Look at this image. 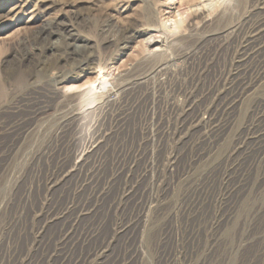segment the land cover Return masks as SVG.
I'll use <instances>...</instances> for the list:
<instances>
[{
	"label": "rangeland",
	"instance_id": "1",
	"mask_svg": "<svg viewBox=\"0 0 264 264\" xmlns=\"http://www.w3.org/2000/svg\"><path fill=\"white\" fill-rule=\"evenodd\" d=\"M172 1L0 0V264H264L262 228L244 234L258 208L264 227V166H252L263 144L233 150L250 125L264 136V13L250 0H176L181 27ZM253 18L254 39L228 35ZM98 65L112 77L94 91ZM242 83L243 102L222 113ZM241 175L252 190L229 218L225 188Z\"/></svg>",
	"mask_w": 264,
	"mask_h": 264
},
{
	"label": "bare ground",
	"instance_id": "2",
	"mask_svg": "<svg viewBox=\"0 0 264 264\" xmlns=\"http://www.w3.org/2000/svg\"><path fill=\"white\" fill-rule=\"evenodd\" d=\"M219 1H221V0H208L207 2L208 3H206V4H208V5H206V4H204V6H203V8H206L207 6H209V8H211V6H216L217 5V3H219ZM224 1V0H223ZM233 1V2H232ZM243 0H230V2L234 5V7L235 6H239V4H241V2H242ZM245 1V0H244ZM243 1V2H244ZM250 1H252L253 3H254V7H256L257 9H259V12H261V13H264V0H250ZM219 5V4H218ZM229 5V4H228ZM181 6H182V2H180V1H176V0H173L172 2H170L169 4H168V6H167V10L166 11H171V9H176L175 11H176V17L178 18L179 17V21L178 20H176V19H173L172 20V22L174 23V28H173V30H176V28L179 26V25H177V21L180 23V26H181V24H183L184 22H183V18H182V16H184L186 13H185V10H182V8H181ZM222 6V5H221ZM216 8H217V6H216ZM228 8V7H227ZM236 8V7H235ZM226 9V8H225ZM187 10V9H186ZM219 10L218 9H215V15L217 14V15H219V17H218V19H217V21H220L221 19H225V18H229L228 16H230V13H227L229 10L227 9V11H225V10H222V11H220V12H218ZM201 12H202V10H201ZM201 12H200V14H201ZM205 13V12H204ZM198 12L196 13L195 12V15H196V17L198 18V16L200 15ZM201 16V15H200ZM260 17V16H259ZM262 17V16H261ZM173 18V17H172ZM175 18V17H174ZM188 18H190V17H188ZM194 18V17H193ZM197 18H196V20H197ZM191 19H192V16H191ZM258 19V18H257ZM168 20V19H167ZM170 20V19H169ZM169 20L167 21V22H169ZM230 20V19H229ZM186 21V20H185ZM203 21V20H202ZM226 21V20H225ZM187 22V21H186ZM192 22V21H191ZM220 23V22H219ZM162 24V23H161ZM224 24V23H223ZM233 24V23H232ZM165 26V25H164ZM184 26V25H183ZM189 26V25H188ZM263 26V20H258V21H256V19H249V20H246V21H243V22H241V23H239V24H236L235 26H231L232 28L230 29L229 27H228V25L226 24V25H224V27H228L229 29H230V31H229V34L228 35H232L233 33H234V31L235 30H237V31H243V33H247V35H248V38L245 40V43H247L249 40H252V39H254L253 37L254 36H256L257 35V33H258V31H259V29L261 28ZM182 27V26H181ZM264 27V26H263ZM163 28V27H162ZM166 28V27H165ZM235 28H237V29H235ZM179 29V28H178ZM234 29V30H233ZM59 30V29H58ZM159 30H161L162 31V29H159ZM227 30V29H226ZM232 30V31H231ZM228 31H226V33H227ZM51 33V32H50ZM50 33H47V35L48 36H50L51 34ZM67 33V31L65 32V30L64 29H60V34L61 35H65ZM164 33V32H163ZM160 34V31H152L149 35V37L147 38V42H150V41H152V42H158L159 40L158 39H160V36L162 35H159ZM238 34V33H237ZM226 35V34H225ZM239 35V34H238ZM263 35V34H262ZM66 36V38H69V36H70V34H66L65 35ZM242 36V35H241ZM226 37V36H225ZM242 38V37H241ZM64 40V39H63ZM258 40V39H257ZM256 40V41H257ZM217 41V40H216ZM244 42V41H243ZM255 42V41H254ZM147 46H148V48H147V50L149 51V49L151 48V45L150 44H146ZM68 46H69V44H68ZM78 47V46H77ZM82 48V47H81ZM165 48V47H164ZM76 49V48H75ZM75 49H73L74 51H75ZM219 50V49H218ZM80 51V50H79ZM154 51H158V49H156V50H150V52H154ZM77 52V51H76ZM149 52V53H150ZM80 55V54H79ZM82 56V55H81ZM88 56V55H87ZM86 56V57H87ZM194 56V55H193ZM85 59V58H84ZM194 59V58H193ZM86 60H87V58H86ZM94 60V59H93ZM81 61V60H80ZM89 61H91V59L89 58V60H87V62H89ZM39 62V61H38ZM86 62V61H85ZM93 62V61H92ZM91 64V63H90ZM167 64V63H166ZM168 65V64H167ZM171 68V67H170ZM219 68V67H218ZM96 71H95V73L97 74V76H96V78H95V80H91L92 82H90L89 83V88H94V91L96 90V89H98V86H101L102 87V85L103 84H106V83H108V82H110V80H111V77H112V74H110V72L108 73V72H106V70H104V68L103 67H101L100 65H98V66H96ZM158 69V72H159V68H157ZM260 68H258V72H257V76L259 77L260 76V74H263L262 76L264 77V73H259L260 72ZM165 71V70H164ZM149 74H150V76H149ZM58 76V75H57ZM56 76V77H57ZM148 76L150 77V79L151 78H153V76H154V74H151V71L147 74V76L145 77V78H148ZM160 76V75H159ZM200 77V76H199ZM261 77V76H260ZM184 80V79H183ZM263 81V80H262ZM216 82V81H215ZM240 84V83H239ZM239 84H237L236 86H231V88H230V90H229V92L230 93H232L235 89L237 90V89H239L238 90V92H237V95L238 96H236V98H239L238 100L236 99L235 100V102H234V99H232L230 102H227V103H225L224 104V106H223V109H222V113H229V112H227V111H232L233 112V109H234V103H236V105H237V103L239 102V101H241L242 100V102H243V98L245 97L244 96V92L248 89V88H246L247 86H248V84H241V86L239 85ZM96 85V86H95ZM218 82L216 83V84H214V87L212 88V90H210V98H212L211 99V101L212 102H215V104H214V106H213V108H215V112H216V109H218L219 107H221V105H222V103L224 102H222L221 101V99H219V96H217L218 94H219V90H218ZM230 86V85H229ZM131 87V86H130ZM204 88V87H203ZM108 91V90H107ZM179 91V90H178ZM93 92V91H92ZM243 92V93H242ZM91 93V92H90ZM108 93V92H107ZM248 93H250V92H248ZM110 94H111V92H110ZM192 94V93H191ZM202 101V100H201ZM241 103V102H240ZM167 105V104H166ZM209 106V105H208ZM190 107V106H189ZM182 108V107H181ZM211 108V107H210ZM185 109V108H184ZM193 109V108H192ZM229 109V110H228ZM185 111V110H184ZM187 114V113H186ZM229 115V114H228ZM204 116V115H203ZM205 116H206V114H205ZM204 116V117H205ZM193 119V118H192ZM195 119V118H194ZM198 120H199V118H198ZM178 121H183V119L182 120H178L177 119V122ZM197 122V121H196ZM181 123V122H180ZM203 123H214V122H212V121H210L209 119L208 120H206V121H204ZM248 124H250V123H248ZM253 124V123H252ZM71 126V125H70ZM66 127V126H65ZM198 127V126H197ZM258 127V126H257ZM19 128V127H18ZM255 128H256V126L255 125H250V127L248 126L247 128H245L243 131H241V133L240 134H237L236 136H235V138H234V148H233V150H235V151H238V150H241V149H243L244 148V144L247 142V141H249V139H252V140H254V143H259V144H263V146L262 147H259V150H258V152L253 156V164H252V166L253 167H255V166H257V165H259L260 163H263V166H264V141H261V140H263L264 139V136H262V135H260V134H257V132H255ZM264 128V127H263ZM59 131V130H58ZM260 131V130H259ZM258 131V132H259ZM185 132V131H184ZM183 132V133H184ZM264 132V131H263ZM182 133V134H183ZM193 133V132H192ZM210 133V134H209ZM153 134V133H152ZM191 134V133H190ZM208 134H209V136L208 137H210L212 134H211V131L210 132H208ZM208 134H206V136L208 135ZM180 135V134H179ZM61 136H62V134H61ZM192 137V136H191ZM249 137V138H248ZM73 139V138H72ZM69 141V140H68ZM70 142V141H69ZM65 143H67V142H65ZM10 144V143H9ZM158 144V143H157ZM54 145V144H53ZM65 145V144H64ZM250 145V144H249ZM90 146V145H89ZM248 146V145H247ZM254 146V145H253ZM66 147V146H65ZM92 147V146H91ZM18 148V147H17ZM251 148V147H250ZM253 149V148H252ZM249 150V149H248ZM246 151V149H244L243 150V154H244V152ZM233 152V151H232ZM2 153V152H1ZM236 153V152H235ZM246 153V152H245ZM65 154V153H64ZM240 154H242L241 152H240ZM242 154V155H243ZM67 155V154H66ZM230 155V154H229ZM96 156V155H95ZM216 156V155H215ZM231 156V155H230ZM67 157V156H66ZM79 157V156H78ZM57 159V158H56ZM59 159V158H58ZM64 160V159H63ZM77 160V159H76ZM252 160V159H251ZM65 161V160H64ZM46 162V161H45ZM61 162V161H60ZM75 162V161H74ZM61 164V163H60ZM56 165V164H55ZM58 166V165H57ZM64 167V166H63ZM71 167V166H70ZM74 167V166H73ZM72 168V167H71ZM70 168V169H71ZM202 168V167H201ZM61 170V169H60ZM68 172V170L66 171V173ZM246 170H244L243 171V173L245 174V177H246V181H247V176L249 175V174H247L246 175ZM48 173V172H47ZM64 175H65V173H63ZM63 174H62V176H63ZM67 175V174H66ZM52 176H54V175H52ZM52 176H50L51 178L49 179V180H47V182H49V183H51L52 185H55V183H56V181L58 180L57 179V177L55 176L54 177V179L52 178ZM61 176V175H60ZM243 177H244V175H241V176H239V178L237 179V181L233 184V185H230V186H228V187H226L225 188V194H224V203L225 204H227V206H229L228 207V213H227V217H229V216H231L232 215V213L233 212H235V211H237L239 208H240V206H241V202L243 201V199H245V196L247 195V193L250 191L251 192V190H252V187H249V186H247V184H243L244 183V179H243ZM59 179H60V177H59ZM46 182V183H47ZM254 184V183H253ZM251 186H252V184H251ZM247 189V190H246ZM244 190H246L245 192H243ZM78 191V190H77ZM243 192V193H242ZM259 192V191H258ZM240 193H242L240 196H238L237 197V195H239ZM11 194V193H10ZM157 194V193H156ZM125 195V194H124ZM8 196V195H7ZM262 196V195H261ZM8 198V197H7ZM156 198L154 197V199H152L151 198V200H155ZM197 200V199H196ZM153 202V201H152ZM151 202V203H152ZM204 201H203V199L202 198H200V201H199V203L197 204V205H190L189 207H188V214L189 215H194L195 213H196V211L198 210V207L203 203ZM25 203V202H24ZM151 203L149 204V206H147V207H145L143 210H142V212H144L143 214L141 213V212H139L138 214L139 215H142L141 216V220H140V222H142V220H143V226H144V224H145V220H146V218L148 217V213H152V210H151ZM46 207V206H45ZM238 208V209H237ZM6 209V208H5ZM58 209V208H57ZM81 211V210H80ZM35 212V211H34ZM42 212V211H41ZM214 213V212H213ZM238 213V212H237ZM77 214H79V213H77ZM155 214H157V215H159L160 213L159 212H155ZM162 214V213H161ZM217 214V213H216ZM58 215V214H57ZM40 216V215H39ZM75 216V215H74ZM78 216V215H77ZM264 216V215H263ZM34 217V216H33ZM72 217V216H71ZM140 217V216H139ZM222 217H224V214L223 215H221L220 217H218L217 218V220L214 222V223H219V225H220V221L222 220L221 218ZM230 218V217H229ZM259 218V208L255 211V212H253L251 215H248V218L246 217V219H245V221H246V223L244 224V229H245V232H244V234H245V240L246 241H252V235L254 234V236L256 235V234H259V229L261 230V228H262V230H261V238L260 237H258V238H260L261 239V241H260V244H261V246H262V248H263V243H262V241L264 242V227L263 226H260V225H257V219ZM18 219V218H17ZM78 219V218H77ZM51 220V219H50ZM73 220H74V218H73ZM226 221H228V220H226ZM24 222V221H23ZM3 223V222H2ZM139 223V222H138ZM213 223V224H214ZM225 223V222H224ZM1 225V224H0ZM72 225V224H71ZM137 225V224H136ZM218 225V228L217 229H219V230H221L222 228H220L221 226H219ZM75 227V226H74ZM78 227V226H77ZM142 228V227H141ZM134 229V228H133ZM142 229H144V228H142ZM215 231H216V229H215ZM66 232H70V231H66ZM142 232V231H141ZM140 232V233H141ZM207 232V231H206ZM54 233V232H53ZM34 234V233H33ZM68 234V233H67ZM85 235V234H84ZM159 235V234H158ZM35 236V235H34ZM68 236H69V234L66 236L67 238H68ZM79 236V235H78ZM94 236V235H93ZM142 236V235H141ZM86 237V236H85ZM88 237H90V235L88 236ZM78 238V237H77ZM49 239V238H48ZM63 239V238H62ZM82 241H83V239H82ZM141 241V240H140ZM216 241V240H215ZM7 243V242H6ZM213 243V242H212ZM211 243V244H212ZM72 244V243H71ZM85 244V243H84ZM158 244V243H157ZM173 244V243H172ZM207 244V243H206ZM65 246V245H64ZM84 246V245H83ZM90 246V245H89ZM107 246V245H106ZM210 246V245H209ZM59 247V246H58ZM77 247V246H76ZM213 247V246H212ZM73 248V247H72ZM203 248V247H202ZM211 249V248H210ZM97 250V249H96ZM103 250H104V248H103ZM262 250V249H261ZM260 250V251H261ZM69 251V250H68ZM181 251V250H180ZM202 251H204V250H202ZM208 251V250H207ZM211 251V250H210ZM65 252V251H64ZM82 252V251H81ZM209 252V251H208ZM73 253V252H72ZM90 253V252H89ZM93 253L95 254V252L93 251ZM264 253V252H263ZM60 255V254H59ZM206 255V254H205ZM100 256V255H99ZM88 257V256H87ZM86 257V258H87ZM93 257V256H92ZM103 257V256H102ZM23 258V257H22ZM25 258V257H24ZM62 258H63V256H62ZM61 258V260H63ZM191 258V257H190ZM199 258V257H198ZM94 259V258H93ZM96 259V258H95ZM88 260V259H87ZM190 260V259H189ZM202 260V259H201ZM15 261V260H14ZM76 261V260H75ZM191 261V260H190ZM198 261V260H197ZM56 262V261H55ZM62 262H64V261H62ZM77 262V261H76ZM76 262H71V261H68V262H65L64 264H77ZM123 262V261H122ZM166 262V261H165ZM87 263V262H86ZM198 263V262H197ZM38 264V263H37ZM56 264V263H55ZM78 264H85V261H82L81 263H78ZM200 264H205V262H204V260H203V262H201ZM242 264V263H241Z\"/></svg>",
	"mask_w": 264,
	"mask_h": 264
}]
</instances>
